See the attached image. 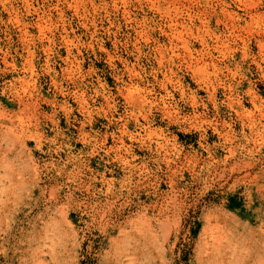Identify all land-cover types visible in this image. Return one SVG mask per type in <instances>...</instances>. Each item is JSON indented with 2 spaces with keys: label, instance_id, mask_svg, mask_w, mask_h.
<instances>
[{
  "label": "rangeland",
  "instance_id": "1",
  "mask_svg": "<svg viewBox=\"0 0 264 264\" xmlns=\"http://www.w3.org/2000/svg\"><path fill=\"white\" fill-rule=\"evenodd\" d=\"M0 110V264H264V0H0Z\"/></svg>",
  "mask_w": 264,
  "mask_h": 264
},
{
  "label": "bare ground",
  "instance_id": "2",
  "mask_svg": "<svg viewBox=\"0 0 264 264\" xmlns=\"http://www.w3.org/2000/svg\"><path fill=\"white\" fill-rule=\"evenodd\" d=\"M179 10V9H178ZM176 12H177V10H176ZM178 13V12H177ZM176 13V14H177ZM179 15V14H178ZM177 16V15H176ZM251 18V17H250ZM176 22V21H175ZM175 24V23H174ZM185 25V23H182V25ZM173 25V24H172ZM180 25H181V23H180ZM174 27V26H173ZM182 27H184V26H182ZM185 28V27H184ZM171 29V28H170ZM234 29V28H233ZM240 38V37H239ZM182 44V43H181ZM186 48V47H185ZM202 54V53H201ZM203 55V54H202ZM201 58H202V56H201ZM203 61V60H202ZM11 64V63H10ZM206 65V64H205ZM215 68V67H214ZM29 79V78H28ZM19 81L21 82V86H20V88H18L17 87V85H15V91H16V96L18 97V100H20V109H19V114L20 113H22V112H26V113H28L27 111H30V113H32V112H35V114H34V117L32 118V119H30L31 121H35V124H33V125H31V122L30 123H23V122H21V124H20V126H19V128H17V130H16V132H15V136H18L19 138L20 137H22V139H24L23 137H34V138H36V98H34L33 96H32V94H30L28 97V99L26 100L25 98V96L23 95V94H25V92H26V88H24L25 86V84H24V82L26 81L25 79H20L19 78ZM33 83V82H32ZM36 86V85H35ZM10 87V86H9ZM10 89V88H9ZM34 89H35V87H34ZM23 93V94H22ZM27 93V92H26ZM30 93V92H29ZM134 94V93H133ZM142 100V99H141ZM1 111V110H0ZM18 112V111H17ZM27 115H29V114H27ZM45 115V114H44ZM3 116V115H2ZM4 116H6V115H4ZM24 116H25V114H24ZM7 117V116H6ZM18 117V116H17ZM19 118V117H18ZM28 118H29V116H28ZM10 119V118H9ZM22 119H24V118H22ZM37 119H38V117H37ZM51 119V118H50ZM21 120V119H20ZM28 120V119H27ZM10 121V120H9ZM19 123V122H18ZM32 126H35L34 128H32ZM14 129H16V128H14ZM11 130H13L12 128H11ZM35 131V132H34ZM40 134V133H39ZM132 135V134H131ZM38 136V135H37ZM40 136V135H39ZM18 138V139H19ZM28 138V139H29ZM21 140V139H20ZM26 140V139H25ZM34 140V139H33ZM22 141V140H21ZM120 145V144H119ZM120 147V146H119Z\"/></svg>",
  "mask_w": 264,
  "mask_h": 264
}]
</instances>
